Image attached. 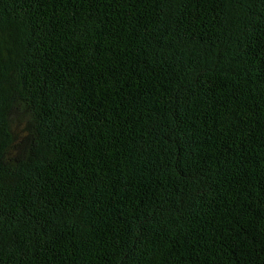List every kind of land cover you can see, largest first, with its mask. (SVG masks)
<instances>
[{
    "label": "trees",
    "instance_id": "trees-1",
    "mask_svg": "<svg viewBox=\"0 0 264 264\" xmlns=\"http://www.w3.org/2000/svg\"><path fill=\"white\" fill-rule=\"evenodd\" d=\"M0 264H264V0H0Z\"/></svg>",
    "mask_w": 264,
    "mask_h": 264
}]
</instances>
